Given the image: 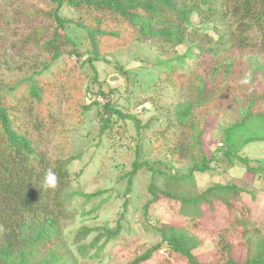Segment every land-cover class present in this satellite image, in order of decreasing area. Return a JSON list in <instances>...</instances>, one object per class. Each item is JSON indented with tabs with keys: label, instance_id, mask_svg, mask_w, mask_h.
<instances>
[{
	"label": "trees",
	"instance_id": "16d2710c",
	"mask_svg": "<svg viewBox=\"0 0 264 264\" xmlns=\"http://www.w3.org/2000/svg\"><path fill=\"white\" fill-rule=\"evenodd\" d=\"M45 1L51 5L47 12L51 20L41 30L36 28L12 43L0 26V264H78V256L97 258L119 234L118 222L114 227L83 225L72 241L64 236L61 221L73 216L65 200L76 195L68 190V165L73 158L49 157L45 133L59 122L55 93L68 81H62L56 71L66 57H80L89 50L91 55L85 59L92 65L103 59L105 51L132 41H150L160 56L166 55L156 64L164 75L158 74L151 102L145 100L137 111L101 105L96 113L100 134L112 128L117 118L130 120L141 140L153 137L146 152L160 151L156 145L162 144L172 162L188 155L199 159L185 171L162 159L140 162L142 149L136 143V158L126 173L128 184L144 168L151 176L162 173L163 187L149 183L151 198L144 208L160 199L174 202L170 208L181 214L184 223L162 225L160 242L126 264H144L161 246L179 255L184 264H264V235L258 224L264 215V186L251 188L240 179L244 171L264 177V158L242 152L250 143L264 142V58L258 60L259 55L264 57V0ZM65 4L92 13V19L63 16ZM192 17H197L196 23ZM0 21L9 23L2 11ZM71 21L86 31L81 44L65 31ZM186 40L190 44L177 54ZM18 43L20 50L26 45L37 47L38 56H25L28 71L12 77L10 56ZM205 54L213 56L211 67L204 63ZM187 55L196 56L197 63L178 72L176 59ZM243 55L249 65L254 60L250 76L241 70ZM246 88L251 98L241 120L223 130L220 146L214 142L205 146L207 116L216 118L230 104L232 94H244ZM166 89L175 98L165 106L157 105L156 95ZM95 102L84 104L83 109ZM151 110H164L166 115L152 113L142 122L140 114ZM207 147L212 149L209 155ZM48 171L57 177L55 188L44 186ZM209 172L208 185L200 188L195 174ZM77 194L87 201L94 196ZM95 230L93 238L83 242ZM203 232L213 244L205 259L195 253Z\"/></svg>",
	"mask_w": 264,
	"mask_h": 264
},
{
	"label": "rangeland",
	"instance_id": "374dc122",
	"mask_svg": "<svg viewBox=\"0 0 264 264\" xmlns=\"http://www.w3.org/2000/svg\"><path fill=\"white\" fill-rule=\"evenodd\" d=\"M62 7L61 14L72 17L75 21L80 18L92 19V13H85L66 4ZM50 8L51 5L45 0H11L9 2L0 0V11L4 13L9 22L4 24L0 21L1 28L6 30L4 34L6 41L19 42L20 38L28 32H33L36 28L41 30L51 20L47 15ZM192 20L196 23L197 17H192ZM65 31L77 44H81L86 36V31L74 21L65 24ZM187 41L177 47V54H182L186 50L190 44V41ZM84 42L82 46H87ZM37 49L33 45H26L20 50L19 43L16 48H13L10 56L12 77L23 76L25 71H28L29 67L24 57L38 56ZM193 51L196 54L198 49ZM90 55V51L87 50V54L80 57L67 56L64 60L65 64L60 65L56 71L57 74L60 73L59 77L62 81L66 79L68 82L63 85L61 91L55 93L54 99L60 107L58 113L60 118L58 125L45 133L48 156L51 158L71 156L73 158L68 165L70 172L68 190L76 192V195L70 200H65L66 208L73 216L61 221L64 236L68 241L74 239L76 229L83 225L114 227L118 222L120 223L121 230L116 239L109 240L97 258L78 256V264H126L134 257L151 250L155 244L160 242L162 225L165 223L178 225L183 222L181 214H176L170 208L174 202L160 199L144 208L151 198L148 191L149 183L153 182L163 187L164 175L162 173L151 176V173L144 168L136 174L130 185L128 184L126 173L131 169V163L136 158L134 151L136 143L142 149L139 156L140 162L162 159L175 163L178 168L185 171L199 158L195 155H188L178 162H172L170 155L166 153L167 151L165 152L166 146L162 144L156 145L160 151L146 152L148 145L154 142L153 137L141 140L130 120L117 118L112 128L109 127L100 134V123L97 121L96 113L104 103L125 111H137L145 100H148V103L151 102L155 96L154 88L156 87L154 86H157L158 77L164 75V71L156 64L166 55L160 56L155 45L150 41H132L126 45L109 49L102 54L103 59L94 60L92 65L85 59ZM187 57L184 60L176 59L175 65L178 72L187 70L188 66L190 68L198 61L196 56L187 55ZM263 58V56H258L259 61ZM245 59L246 56L243 55L240 63L241 70L250 76L254 60L249 65ZM203 60L206 65L212 66L213 56L211 54H205ZM94 67L98 72L97 81L93 80ZM119 67H123L128 72L120 73ZM68 74L72 76L70 82L67 78ZM181 79L184 77L181 76ZM232 90L235 91L234 82H232ZM159 93H161L159 96L156 95L157 105L165 106L175 98L171 96L168 89ZM231 97L230 104L221 110L216 118L213 115L207 116L208 125L202 138L205 146L213 142L216 146H220L221 133L230 124L241 120L250 101L251 93L246 88L244 94H232ZM90 99L96 102L88 110L83 109V105L90 102ZM156 112L151 110L140 114L142 122L147 120L152 113L163 117L166 115L164 110ZM211 150L207 147L206 153L209 155ZM242 152L250 158L262 159L264 158V142L250 143L243 148ZM235 175H241V173ZM257 175L244 171L240 178L242 181H240L245 182L251 188L260 189L264 186V177L258 175L259 178ZM210 176L211 172L195 174L200 188L208 185ZM128 185L129 190L127 191ZM79 192L93 193L94 196L87 201L85 196L77 194ZM97 205L99 207L91 212V209ZM258 224L264 235V215ZM96 233L97 230L93 231V234L84 238L83 242L91 240ZM205 236L204 232L200 233L203 239L200 241V247L195 250V253H200L203 259L209 254L207 250L213 245L212 239ZM71 248L74 249V246L72 245ZM178 256L161 246L156 254H153L144 264H184Z\"/></svg>",
	"mask_w": 264,
	"mask_h": 264
},
{
	"label": "clouds",
	"instance_id": "9594fccd",
	"mask_svg": "<svg viewBox=\"0 0 264 264\" xmlns=\"http://www.w3.org/2000/svg\"><path fill=\"white\" fill-rule=\"evenodd\" d=\"M243 83H247V81H242ZM220 145V144H219ZM57 177L56 175L51 172V171H48L46 177H45V180H44V186L46 188H55L56 185H57Z\"/></svg>",
	"mask_w": 264,
	"mask_h": 264
},
{
	"label": "built area",
	"instance_id": "2783aa9c",
	"mask_svg": "<svg viewBox=\"0 0 264 264\" xmlns=\"http://www.w3.org/2000/svg\"><path fill=\"white\" fill-rule=\"evenodd\" d=\"M219 144H221V143H219Z\"/></svg>",
	"mask_w": 264,
	"mask_h": 264
}]
</instances>
